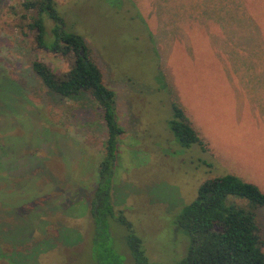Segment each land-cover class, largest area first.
<instances>
[{"label": "rangeland", "instance_id": "rangeland-1", "mask_svg": "<svg viewBox=\"0 0 264 264\" xmlns=\"http://www.w3.org/2000/svg\"><path fill=\"white\" fill-rule=\"evenodd\" d=\"M24 1L0 0V264H102L90 200L107 127L89 94L60 97L34 73L36 59L61 74L73 56L37 46ZM56 1L116 92L125 133L113 206L151 261L178 264L191 238L176 217L204 181L234 174L264 192V164H254L264 161V119L242 106L234 81L264 91V0ZM173 100L207 150L179 143ZM227 203L250 208L238 195ZM256 212L264 238V206ZM104 223L109 247L135 264L129 229L112 217Z\"/></svg>", "mask_w": 264, "mask_h": 264}, {"label": "trees", "instance_id": "trees-1", "mask_svg": "<svg viewBox=\"0 0 264 264\" xmlns=\"http://www.w3.org/2000/svg\"><path fill=\"white\" fill-rule=\"evenodd\" d=\"M23 6V17L29 20L26 26L35 32L37 46L63 57L73 56L70 69L61 74L45 61L36 59L32 65L34 73L45 88L60 97L77 99L89 94L101 110L107 127L104 157L98 167L96 187L90 200V213L97 229L92 242L99 251V254L94 251V258L102 264H124L120 255L108 245L110 235L104 222L107 217H112L129 229L127 241L135 264H159L149 259L132 223L123 211H117L113 206L114 166L125 133L119 122L116 92L105 83L102 70L93 59L84 37L67 27L65 18L57 10L56 0H25ZM47 20L53 22L50 28ZM172 107L174 116L169 125L179 143L186 147L199 144L207 150V143L186 111L175 100ZM230 195L248 199L249 210L229 205L227 199ZM263 206L264 192L260 187L237 175L228 174L204 181L196 198L176 217L178 227L191 238L190 246L178 264H264V238L256 212Z\"/></svg>", "mask_w": 264, "mask_h": 264}, {"label": "crops", "instance_id": "crops-1", "mask_svg": "<svg viewBox=\"0 0 264 264\" xmlns=\"http://www.w3.org/2000/svg\"><path fill=\"white\" fill-rule=\"evenodd\" d=\"M234 77V76H233ZM236 76L234 77V81H237L239 83V86L236 87V96L241 101L242 106L251 109L253 116L256 117L259 120L264 119V91H254L257 89H252V80H248L249 84L252 86H249L248 82L245 80H236ZM240 83H247V85H240ZM252 89V91H251ZM234 93V94H235ZM257 162V163H256ZM255 165L259 167V165H263L264 161L261 157L257 158L255 160ZM257 168V167H256Z\"/></svg>", "mask_w": 264, "mask_h": 264}]
</instances>
